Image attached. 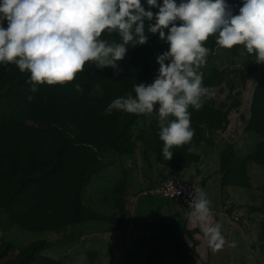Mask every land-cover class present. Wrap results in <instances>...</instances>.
<instances>
[{
    "label": "rangeland",
    "instance_id": "1",
    "mask_svg": "<svg viewBox=\"0 0 264 264\" xmlns=\"http://www.w3.org/2000/svg\"><path fill=\"white\" fill-rule=\"evenodd\" d=\"M226 3L234 14L242 6ZM146 35V44L129 45L117 62L119 75L85 65L72 82L40 85L35 93L30 73L0 64V264H209L191 210L154 198L156 212L144 221L136 216V173L157 157L175 167L193 160L198 172L184 180L206 192L210 221L225 233L224 221L229 229L236 216L247 223L239 245L248 253L244 264H264V63L243 45L226 49L215 35L208 38L199 72L215 96L200 110L189 106L194 137L174 146L168 161L157 112L104 114L158 74L156 58L169 45L158 33ZM100 39L122 42L107 30Z\"/></svg>",
    "mask_w": 264,
    "mask_h": 264
},
{
    "label": "clouds",
    "instance_id": "2",
    "mask_svg": "<svg viewBox=\"0 0 264 264\" xmlns=\"http://www.w3.org/2000/svg\"><path fill=\"white\" fill-rule=\"evenodd\" d=\"M146 4L147 8L141 0H0V64H14L30 73L27 83L35 93L40 85L72 82L87 62H94L97 69L113 68L119 75L117 62L124 59L128 46L144 45L146 33H158L169 48L156 58L155 79L133 85L135 95L114 99L104 114L157 112L162 153L169 161L174 146L187 145L194 137L189 106L200 110L215 96L203 86L199 72L210 52L204 46L208 38L215 35L216 44L226 49L243 45L247 53L255 54L256 63H264V0H241L237 14L226 0H162V4L146 0ZM106 30L116 32L122 42L100 39ZM75 89L83 91L80 83ZM190 195L188 215L199 223L208 247L213 252L226 244L236 247L222 235V226L210 221L206 192L193 189Z\"/></svg>",
    "mask_w": 264,
    "mask_h": 264
},
{
    "label": "crops",
    "instance_id": "3",
    "mask_svg": "<svg viewBox=\"0 0 264 264\" xmlns=\"http://www.w3.org/2000/svg\"><path fill=\"white\" fill-rule=\"evenodd\" d=\"M193 169L195 170V172H198L196 167H194L193 165H190L187 168L180 171H174L171 169V167L167 165L159 164L152 161L148 165L147 169H145V171L140 170V172L136 173L138 179L136 180V183L133 186L136 187L141 186L142 189H144L147 187H152L155 184L157 185L161 181L170 177L188 179L192 175ZM156 206L157 205H155L154 199H147V198L138 199L135 203V212L138 220L144 221L146 216H149L151 213H155L156 209H158V207ZM216 223L219 224V221ZM224 223L226 224L229 233H225L221 230L222 235L225 237V239L228 242H231L235 238L237 242L236 243L237 246L229 247L226 244L221 250L216 252H213L208 247V262L209 264H227L228 262L232 261L234 264H244V257L248 253L245 248L240 247L241 246L240 242H244L243 241L244 239H242L243 238L242 230L247 231L250 228V226H248V224L245 223L244 226L239 227L238 225L237 227H231V229H229L226 221H224Z\"/></svg>",
    "mask_w": 264,
    "mask_h": 264
},
{
    "label": "built area",
    "instance_id": "4",
    "mask_svg": "<svg viewBox=\"0 0 264 264\" xmlns=\"http://www.w3.org/2000/svg\"><path fill=\"white\" fill-rule=\"evenodd\" d=\"M193 189L198 188L182 178L170 177L155 186L142 189L139 196H141V198L154 197L166 201H180L187 209L192 211L189 207V202L191 200L190 193H193ZM213 213L214 212L211 211V214ZM231 223L235 226L245 225L244 222L240 221L238 216L234 217ZM227 264L234 263L230 261Z\"/></svg>",
    "mask_w": 264,
    "mask_h": 264
},
{
    "label": "trees",
    "instance_id": "5",
    "mask_svg": "<svg viewBox=\"0 0 264 264\" xmlns=\"http://www.w3.org/2000/svg\"><path fill=\"white\" fill-rule=\"evenodd\" d=\"M4 27L6 28L7 25H5ZM93 63H94V62H87L85 65H92V66H95V64H93ZM149 158H150V157H149ZM152 161H154V162H156V163H159V164L167 165V166L171 167V169L174 170V171H180V170H183V169L187 168V167L190 165L189 163L193 162V160H189V161H187L186 164L181 165L180 167H175V165H174L173 163H166V162H162V161H160L159 157L155 158L154 160L151 159V160L149 161V164H150ZM147 199H154V197H149V198H147ZM170 202H175V203H178V204L183 205L180 201H170ZM183 206H184V205H183ZM184 207H185V206H184ZM185 208H186V207H185ZM30 258H32L31 260H32L33 262H37L35 258H33V257H30ZM22 264H26V262H23Z\"/></svg>",
    "mask_w": 264,
    "mask_h": 264
}]
</instances>
